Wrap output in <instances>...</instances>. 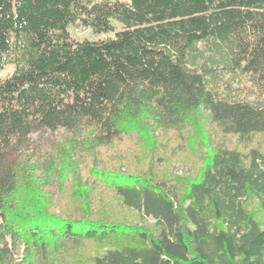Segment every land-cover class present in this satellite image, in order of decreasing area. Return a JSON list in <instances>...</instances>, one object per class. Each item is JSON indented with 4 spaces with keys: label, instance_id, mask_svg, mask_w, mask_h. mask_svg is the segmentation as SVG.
Returning <instances> with one entry per match:
<instances>
[{
    "label": "trees",
    "instance_id": "1",
    "mask_svg": "<svg viewBox=\"0 0 264 264\" xmlns=\"http://www.w3.org/2000/svg\"><path fill=\"white\" fill-rule=\"evenodd\" d=\"M7 66L0 264H264V0H0ZM139 124L187 134L193 172L83 164Z\"/></svg>",
    "mask_w": 264,
    "mask_h": 264
},
{
    "label": "rangeland",
    "instance_id": "2",
    "mask_svg": "<svg viewBox=\"0 0 264 264\" xmlns=\"http://www.w3.org/2000/svg\"><path fill=\"white\" fill-rule=\"evenodd\" d=\"M115 31L120 29L118 24L113 25ZM69 34L73 40H98L103 38L113 37V33L95 35L90 29H84L74 26L69 28ZM12 66H7L0 71V79H4L11 74ZM204 128H206V122H203ZM141 129H135L133 131L128 130V135L122 137L120 141L115 142L110 148L101 149V158L96 159L92 163L91 157L84 161V165L89 168L93 165L97 169L110 170L113 172H125L129 174H139L145 176L146 172L152 165V170L155 175L160 178H167L172 176L174 178H183L189 176L196 168L194 163L195 150L187 143V134L183 133H158L153 138L150 133L146 131L139 124ZM131 132V133H129ZM193 131H191L192 133ZM190 133V134H191ZM236 139H231V146L235 144ZM197 142V139L195 140ZM260 137H256L250 143V146L261 144ZM193 154V156H192ZM159 159L161 160L159 162ZM87 171V170H86ZM114 218L119 221H125L132 224H137L136 214L120 208L116 202L112 199ZM247 208L257 215V219L264 222V216L258 213V207L256 201L251 200L247 204ZM56 211V210H55ZM258 213V214H257ZM95 249L93 247L88 248V253L91 254Z\"/></svg>",
    "mask_w": 264,
    "mask_h": 264
}]
</instances>
